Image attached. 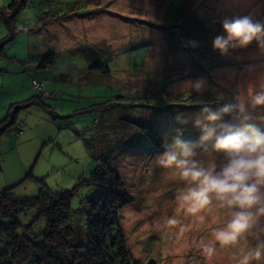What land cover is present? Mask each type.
I'll use <instances>...</instances> for the list:
<instances>
[{
    "label": "rangeland",
    "instance_id": "374dc122",
    "mask_svg": "<svg viewBox=\"0 0 264 264\" xmlns=\"http://www.w3.org/2000/svg\"><path fill=\"white\" fill-rule=\"evenodd\" d=\"M12 1L0 0V121L32 98L33 76L44 80L49 96L20 109L0 136V191L12 188L19 197L43 188L72 191L71 242L80 243L99 194L82 180L104 155L117 188L130 198L116 213L130 264H235L233 249H218L208 261L157 230L184 184L166 175L155 158L177 130L184 139L199 138L193 120L202 107L231 101L238 88L264 75V51L255 42L226 56L212 48L223 18L264 19V0H15L11 8ZM47 53L54 54L53 64L40 68ZM94 63L108 71L89 68ZM197 81L202 91L186 89ZM250 114L249 122L264 132V108ZM137 125L157 131L161 146ZM197 158L205 166L224 162L223 154L211 151ZM213 215V228L227 218L225 210ZM36 216L35 209L19 214V231ZM44 228L39 219L32 230L39 234ZM210 232L201 226L185 238L208 240Z\"/></svg>",
    "mask_w": 264,
    "mask_h": 264
},
{
    "label": "clouds",
    "instance_id": "9594fccd",
    "mask_svg": "<svg viewBox=\"0 0 264 264\" xmlns=\"http://www.w3.org/2000/svg\"><path fill=\"white\" fill-rule=\"evenodd\" d=\"M221 27L222 33L212 40L213 50L220 55L253 42L264 51V19H255L251 14L225 17ZM187 88L200 92L203 82ZM257 108H264V75L246 89L238 88L231 101L215 108L202 107L193 120L201 133L199 138L184 139L177 130L165 140L163 152L155 158L166 175L184 184L174 193L172 214L157 221V230L208 261L218 249L229 248L234 250L235 264H264V132L249 122L250 109ZM225 117L239 123L227 122ZM201 151L223 154L224 162L217 165L213 161L205 166L197 158ZM221 210L226 211L227 218L222 226L213 228L218 222L213 213ZM201 226L211 228V239L185 238Z\"/></svg>",
    "mask_w": 264,
    "mask_h": 264
},
{
    "label": "trees",
    "instance_id": "16d2710c",
    "mask_svg": "<svg viewBox=\"0 0 264 264\" xmlns=\"http://www.w3.org/2000/svg\"><path fill=\"white\" fill-rule=\"evenodd\" d=\"M13 0L10 7L17 6ZM5 18V16L3 15ZM2 46V45H1ZM54 61V54L47 53L39 62L40 68H49ZM89 67V66H88ZM96 70L108 71L100 63L91 67ZM34 80H40L42 90L46 95H41L32 86ZM45 82L39 76H33L30 82L32 98L23 106H13L7 115L0 121V136L16 122L20 109L36 103V99L49 96L44 88ZM96 118V119H95ZM97 122V116L93 117ZM156 148L162 140L152 127L137 125ZM101 156V155H100ZM104 156V155H102ZM107 158V157H106ZM104 158L98 168L90 173L85 184L99 188V194L90 204V210L85 219V237L80 243H72L73 229L72 210L70 207L72 191L53 193L41 189L36 196L19 197L12 188L0 191V264H130V255L126 249L124 238L117 227V211L130 198L117 188V180L112 176L113 171L106 167L108 160ZM105 163V164H104ZM104 169L100 168L103 167ZM107 169V170H106ZM48 193L53 200L48 198ZM35 209L36 219L23 230L19 231L20 222L18 215L24 211ZM45 222L44 231L36 234L32 228L36 221ZM135 264V263H134Z\"/></svg>",
    "mask_w": 264,
    "mask_h": 264
},
{
    "label": "built area",
    "instance_id": "2783aa9c",
    "mask_svg": "<svg viewBox=\"0 0 264 264\" xmlns=\"http://www.w3.org/2000/svg\"><path fill=\"white\" fill-rule=\"evenodd\" d=\"M32 86L35 90H37V92L41 95H46V93L42 90L43 84L40 80H34L32 83ZM96 119V118H95ZM105 157L104 156H100L97 160L96 163H100ZM48 198L50 200H53V197L51 196V194H48Z\"/></svg>",
    "mask_w": 264,
    "mask_h": 264
},
{
    "label": "crops",
    "instance_id": "0c3cea01",
    "mask_svg": "<svg viewBox=\"0 0 264 264\" xmlns=\"http://www.w3.org/2000/svg\"><path fill=\"white\" fill-rule=\"evenodd\" d=\"M44 88H46V85H44ZM46 90V89H45ZM47 92H49L48 90H46Z\"/></svg>",
    "mask_w": 264,
    "mask_h": 264
},
{
    "label": "water",
    "instance_id": "95a60500",
    "mask_svg": "<svg viewBox=\"0 0 264 264\" xmlns=\"http://www.w3.org/2000/svg\"><path fill=\"white\" fill-rule=\"evenodd\" d=\"M0 47H1V45H0Z\"/></svg>",
    "mask_w": 264,
    "mask_h": 264
}]
</instances>
